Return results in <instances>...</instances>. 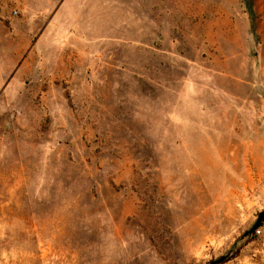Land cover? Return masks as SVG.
<instances>
[{"label": "rangeland", "instance_id": "obj_1", "mask_svg": "<svg viewBox=\"0 0 264 264\" xmlns=\"http://www.w3.org/2000/svg\"><path fill=\"white\" fill-rule=\"evenodd\" d=\"M264 0H0V264H264Z\"/></svg>", "mask_w": 264, "mask_h": 264}, {"label": "water", "instance_id": "obj_2", "mask_svg": "<svg viewBox=\"0 0 264 264\" xmlns=\"http://www.w3.org/2000/svg\"><path fill=\"white\" fill-rule=\"evenodd\" d=\"M264 220V209L258 214V217L256 219V221L254 222V224L244 232V234L242 235V238L248 237L249 235H251L262 223V221ZM226 259V256H222L221 258H219L218 260H215L212 262V264H218L223 262Z\"/></svg>", "mask_w": 264, "mask_h": 264}, {"label": "trees", "instance_id": "obj_3", "mask_svg": "<svg viewBox=\"0 0 264 264\" xmlns=\"http://www.w3.org/2000/svg\"><path fill=\"white\" fill-rule=\"evenodd\" d=\"M263 221H264V220H263ZM263 221H262V222H263ZM261 224H262V223H261ZM260 226H261V225H260ZM260 226H259V227H260ZM259 227H258V228H259ZM258 228H257V229H258ZM257 229H256L254 232H256V231H257ZM254 232H253V233H254ZM253 233H252V234H253ZM252 234H251V235H252Z\"/></svg>", "mask_w": 264, "mask_h": 264}]
</instances>
